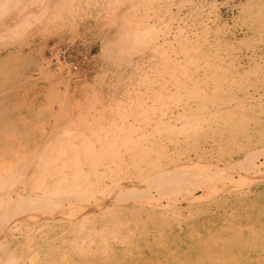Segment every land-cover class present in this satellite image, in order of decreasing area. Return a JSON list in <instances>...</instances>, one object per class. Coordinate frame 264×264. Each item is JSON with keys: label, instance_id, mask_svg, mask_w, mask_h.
Returning a JSON list of instances; mask_svg holds the SVG:
<instances>
[{"label": "rangeland", "instance_id": "obj_1", "mask_svg": "<svg viewBox=\"0 0 264 264\" xmlns=\"http://www.w3.org/2000/svg\"><path fill=\"white\" fill-rule=\"evenodd\" d=\"M109 1L110 3H106V0H83L82 1L83 4H81L79 0L77 4H73L72 6L74 5L84 6V11L83 9L77 10V8H75V10L77 11L81 10V12H80V18H79V16H77L78 13H76L75 11V14L73 16V20H75V23L74 21L72 22V20L70 21L72 24L74 23L73 25H71V23H68V21L66 22V20L62 18L60 20V24L61 23L68 24L67 26L62 25L63 30L60 29V31H55L56 34L54 30H51V32L53 33L45 32L43 33V35H38V36L36 35L35 38L29 39L30 41H33L34 43L33 45H30L28 49L29 48L31 49V52L34 55L33 62H35L29 66V69L31 70L30 73L31 74L37 73L39 75L37 76V79H38L37 82L33 83L34 80L32 79L30 80L31 83L27 81L26 83L22 84V87H19L20 89L19 88L16 89L18 91L19 101L24 104L23 105L24 107L21 106L20 109H17V110L19 111L24 110L25 106L27 105V107L29 108L27 110L31 112H36V115H37V113L39 112V109L38 108L34 109L36 106H33V107L31 106V105H35V101H33L34 96L36 97L35 99L44 102L45 106L47 103L49 104L50 102H52L53 99L56 101L59 100L57 98L59 95L58 93H54V92L52 93L51 91H49L52 93L51 94L48 92L49 94L47 95V97L49 99L46 97V95L43 96L40 93L43 87H45L44 82L47 81L48 79L49 80L46 83L49 84L50 81H53L54 84H56L55 86L58 85V88H61V90L64 89L62 88V85H60V83H63L62 82L63 80L59 82V79L54 78L53 76L45 77L47 78V80H44L43 75L40 76L39 69H41V67L43 66L42 61L44 62V60H42V57H45L46 55H48V53H50L48 50L51 46H53L54 42H57V44L61 42L60 43L61 46H64L69 43L70 45H73V43L82 44L76 47L78 50L75 49L77 58H74V60H77L76 63H72L70 61L71 65L73 64L72 66L70 65L72 71L69 68L70 66L67 69V66H65V64H63L62 66L56 65L55 68L57 69L56 70L58 73L57 76L61 78L67 77V75H69L70 73L74 75L75 71H76L77 76L82 77L81 74H82V70L84 69L85 71L84 76L86 79L85 80L86 82H84V84L87 83V85L93 84L92 79L94 80L95 78H97L98 73H100L101 75L105 77L107 75L112 74L116 70L119 64L120 65L125 64L129 58L131 60L134 57L133 59L138 60V57L140 56V52H137V50H139L141 47L140 45L142 44L141 42L143 41L142 38L144 39L145 36H148L150 32L143 30V33L141 32V34L135 33L134 29L139 26V22L137 21L136 23L131 24L132 29H130L129 24L128 26H126L127 24L126 22H129V23L135 22V20H131V19L130 21H126V17L129 15V12L127 13L125 12L126 6H135V7L137 6V10L136 9L134 10L137 13L135 14L133 13L131 15V18L134 19L135 15L141 14V17H142L141 21L142 20L143 22L147 21L149 23H152L154 26L157 25L158 27L157 26L156 27L159 30L161 28L162 29L164 28L163 30L162 29L161 30L165 33V37H166L165 39L179 38L178 39L179 43L188 41L189 43L191 42V47L198 48L199 46V49L203 48L199 52H196L197 54L195 53L196 57L195 56L193 57L194 60L199 59L200 61H202L204 63L203 65H200V67L199 65H197L198 67L194 68L196 67L194 63L191 69L188 68L189 67L188 64H187L188 67L184 65L182 66L185 68H188L186 70L184 69L185 70L184 72L186 71L187 73L191 72L189 74L190 77H192L193 75L191 79H194V80L190 84V87L195 88V91L197 90L195 94L199 93L200 95H202V97L199 96L198 99L202 98V100L204 99L205 101L204 103V101L199 99L196 102L189 103L190 99L187 96H182V100L180 101V100H176V98L173 99L175 95L171 98L172 101L164 99L163 97L160 98L159 96L160 88L156 87L158 88V90L156 91L155 86H156V82L158 78V72L160 71L159 67L161 66V63L159 61V56H154L152 51H147L145 57L141 60V64L143 61H145L144 67L142 70L145 73V76L148 75L149 77V75H151L150 77H152V79L149 80L150 88L148 86L147 88L143 86L144 96L152 97V94H155L157 101L154 100V103L152 104L150 103L154 108L159 107L158 108L159 111L165 110L166 108V111H167L168 110L167 106L173 105L172 106L173 109L174 108L178 109L177 110L178 117L182 116V113H183L184 115H186L184 116V118L191 119L192 117L194 119H197V121L195 120L194 122L197 127H195V130H191V131H189L188 129L189 132L187 133L191 132L190 135L188 134V136L189 137L193 136V137H190V139L184 144L185 146H182L179 144L178 146L176 144L173 145L172 143H177V142H173V141L168 142V140L165 139L166 137H164L165 135L163 136L161 134L162 135L161 136L162 139H161L159 134L156 133L153 135V133L148 132L152 135L147 134V138H142L143 143L147 144L149 143V141H151L150 143H152V141L161 142L162 140V142H164L163 144H165V140H166V143H167L165 144L166 147L163 144L161 146H156V147L161 151L163 150L165 156L166 155L168 156L164 158L165 157L163 156L164 154L154 156L152 153L151 154L147 153V155L146 154L141 155L142 159L140 156L139 157L140 160L138 161L139 163L141 161L143 169L146 170L148 168L146 171L150 170L149 167L151 168V166L155 170H163L164 167H169V166L171 167V164L172 165L176 164L178 167L175 166L174 170L179 175H182L183 177H185L186 174L183 173L184 171L183 169H182L183 171L180 170L182 167L186 168L188 167L189 164L194 165L196 167L205 166V168H208L214 173V175L212 174L213 176H216L217 179L216 178L214 179L216 182L213 180L214 181L213 186L214 187L216 186L218 190L217 189L215 190L213 187V189H211L212 191L206 192L207 195L202 196V198H198V199L196 198L191 203H188L185 201H182V202L177 201L176 206H177L178 212L176 215L171 214L170 213L171 211L167 212V210L165 211L163 210L164 215H161L159 213L160 210L159 209L155 210L156 207L154 205L148 204V207L147 205H145L146 207L145 206L143 207L141 201H139L140 204L138 203V201L137 202L132 201L130 205L126 206V203L124 200V202H122V205H121L120 203H118L119 199L108 200L104 195H102V197L103 196L104 197L103 198L101 197V198L106 201V205L107 206L109 205L108 207H111L107 209L112 210V207L114 205H117L116 210L117 208L121 209L122 213L120 212L117 213L115 211V214H116V217L118 216V218L121 219V221H124L122 223H123V226L124 225L125 226L119 229H115L114 231L111 232V227H109L108 225H104V224L96 225L98 229H96L95 231H90V233L89 231H85L86 232L85 234L89 235L92 233L93 234L98 233L97 234L98 238L101 237L102 239L105 236L110 237V234H111V237H114L113 238L114 240H111L110 242L105 243V244H103L104 242L100 244L96 243V246H95V241L98 238H96L94 235L93 236L89 235L87 237L89 238L90 242L88 241V238L86 237L85 239L87 240V243H85V245H82L81 249H77V250L73 249L72 251H70L68 249L70 245L69 244L70 240L68 238L70 236L66 234L67 232L64 234L56 233V232H59L63 226H58L57 224H55V227H53V230L51 232L43 236H38L39 230L44 229V227H37V226L32 227L33 225L31 224L32 225V226L30 225L31 227L29 226L27 227L26 231L25 230L23 231L25 233V236L27 235L26 237H29L28 242L27 244H24L21 246L22 248L26 247L28 249H25V250L22 248L16 249V240L11 239L10 243L8 244H9V247L11 245L13 246H11V249L9 250L10 253L8 254V256H10L14 260L16 259L15 262L17 264H28L29 261L31 260H34V264H39V258L42 259L43 255L45 254L43 251L45 250L49 252L51 255L57 252V250L59 251L62 250L63 252H65L67 255L64 253V256H62L63 258L62 264H65V263L66 264H101V263L105 264L107 261H108V264H121L122 262L123 264H172V263L173 264H177V263L187 264L188 262L192 264L194 263L195 264H264V166H263L264 165V153H263L264 152V96H263L264 95V7H263L264 0H253V1L252 0H189V1L188 0H184V1L183 0H161L160 3L155 2V0H131V1L130 0H113V1L109 0ZM94 3H96V5ZM0 5H2V3H0ZM5 5L3 4V6ZM104 7H106L107 9H104ZM154 10H158V11H154ZM177 11H179L180 14L177 13ZM202 11L205 12V15H204V12L202 13ZM122 13H124L123 16L120 15ZM171 14H173V16ZM166 15H168L169 17ZM200 17L202 18L198 19ZM78 18L80 19V21ZM164 18H166L167 20ZM77 21H78V24H77ZM195 21L197 22L195 23ZM165 22H166V25H165ZM178 23L179 25L181 23L182 26L181 25L176 26ZM194 24L196 25L194 26ZM124 25L126 29L124 28ZM68 26L69 28H67ZM121 27L122 29H120ZM169 28H172L170 30L171 34H169L168 32ZM177 28H178V32H177ZM126 31L128 33L127 37H126ZM59 33H61L62 35ZM119 33L121 34V36ZM166 35L167 36L169 35L168 36L169 38ZM192 35H196V36H192ZM114 37L116 38L114 39ZM117 37L119 38L121 37V38L118 39ZM148 39L145 38L144 40H148ZM114 40L117 43H115ZM69 41H73V43ZM169 43L175 45V41H171ZM42 44H43V47H42ZM3 45L6 46V49L10 47L13 49L17 46V43H14L13 46H9V47L6 44H3ZM215 45L218 48V50L215 47ZM31 47H34V48H31ZM81 47L83 51L80 50ZM114 47L116 48V50ZM159 47L161 48V44ZM141 49H143V47ZM161 49H163V51L160 50V52H163V53L167 52L164 48H161ZM215 50L218 52L213 53L215 52ZM64 51H65V48H64ZM3 53H5V51ZM227 55H228V58H227ZM85 56H87L86 59H84ZM118 57H120V59L123 60L125 63L122 61L118 65H115L118 62ZM232 57H236V58L234 59ZM204 58L206 59L204 60ZM207 60L208 61L210 60L211 63L208 64ZM240 61L241 63H239ZM38 63L41 64V66ZM36 65L38 66V68ZM114 65L116 68L114 67ZM207 65L208 66L210 65L209 68H207ZM236 66H237V69H236ZM77 67L79 68L77 69ZM101 67H102V70L100 69ZM192 68L194 71H191ZM203 69L207 71L210 70V72L212 70L213 73L209 72V74L206 77V72ZM171 70L175 72L174 78H179L177 77V74L180 75V77L182 76V74H179L178 69L172 68ZM66 71H68L69 74L68 73L66 74ZM215 71H218V72L216 73ZM205 78H207V80ZM211 78L212 80H209ZM215 78L217 79L219 78L218 79L219 81L217 82V79ZM223 78L225 79L222 80ZM214 79L216 82L214 81ZM242 80H246V81H242ZM177 82L178 81H176V84ZM213 82L216 83V86H213L215 85ZM237 82H239V84ZM174 83L175 81L173 80L172 84L176 85ZM205 84H208L210 87V90H208L207 92L214 91L213 94L212 93L211 94L212 95L215 94V96L217 95L216 97L218 101L213 102L212 100L211 101L209 100L211 103L207 101V99L205 98L206 95H204L203 92L200 90V88ZM192 85L193 86L195 85V87H193ZM213 89H216V90H213ZM215 91H217V93ZM219 91L221 92L219 93ZM182 92H183V88L181 89V94ZM181 94L179 95L177 94V95L180 96ZM52 95L53 97H51ZM45 98H47L48 100ZM148 99H151V98H147V100ZM90 100H93V99H90ZM206 101L209 103V105ZM71 102L73 103L74 100ZM89 102H92V101H89ZM206 103L207 105L205 106ZM183 104H186L189 106L191 105L190 106L191 112L190 110L185 111L187 106L182 107ZM201 104H203L202 108H204L205 110L201 108L200 106ZM89 105L91 104L89 103ZM70 106H67L65 108L63 107L64 111L66 112L70 110ZM80 108L81 106H79V110ZM182 109L183 111H181ZM194 109L196 110L194 111ZM198 109L199 110L202 109L200 111L201 114L199 113ZM91 110L92 109L90 106L87 113L92 112ZM117 110H120V108H118ZM214 110L215 111L217 110V111L214 112ZM61 111L63 112L61 113L64 114L63 109ZM8 114L6 115V117L11 116V114L9 115ZM25 117L26 115H22V117L17 116V119H22L21 120L22 123L31 124L30 118H35L34 115H30V117L28 116L26 118ZM61 117L63 118V116ZM36 118L38 120L41 119L40 115H37ZM43 118L47 119L46 117H43ZM50 118H51L50 122L45 119L43 121L39 120L40 122L39 121L34 122L33 126L36 127L35 129L37 130L38 133L43 132L42 128L44 126H45L44 128H46V126H50L49 125L50 123L53 124V118L51 116ZM110 120L109 122H111ZM103 121H106V119H103ZM88 122H91V119L90 121H87V124H84V125L85 126L87 125L89 128H91V126H89L90 123L88 124ZM177 123L182 124V121H178ZM120 124L122 123L120 122ZM135 124L136 123H132L131 125L134 126ZM138 124L139 123L136 124L137 128L136 127L134 128L132 126L131 127L133 129H139L140 124L139 125ZM128 128L131 130L130 126ZM231 128H232V131H231ZM35 129H33V131L36 133ZM127 136H129L128 133L121 134V135L119 134L118 140L119 138L123 137L121 140L125 142V138ZM169 137L171 139L173 137L172 134H169ZM103 140L104 141L108 140V137L106 140L105 138H103ZM136 142L138 143L134 145L130 144L131 148L129 149H127V147H125L126 144L122 142L123 144L119 143L116 148H111L109 151L107 150L108 161L112 162L113 159H115L116 161V159L117 158L119 159L120 156H123L122 158H124L125 155H127L128 151H131V152L139 151V149L137 148L141 147L140 144L142 142L140 141H136ZM111 150L113 151L116 150L117 153L116 152L113 153V151ZM124 150L126 151L124 152L125 154L121 155V153H123ZM184 151H187V152H184ZM118 152H121V153H118ZM172 153H175L174 155L176 157ZM116 155H119V156L117 157ZM145 155H146V158L144 157ZM152 155L159 161L160 165L158 162H156L157 160L155 159L151 160V158H154ZM111 157L113 158L111 159ZM146 159L147 160L149 159V160L147 161ZM145 160H146V163H144V166H143V161ZM253 160L256 164L260 166L259 168L261 170V172L258 171L257 173H255L256 175L254 174L255 171H252L253 169H249L248 171H246L247 168L250 167V164L253 162ZM153 161L155 162L153 163ZM191 162H194V163L191 164ZM153 164H156L158 168L156 169ZM241 165L243 167H241ZM246 166L247 168H245ZM122 167L123 169L125 167V169L122 170L124 173V171L127 170V167L126 166H122ZM179 167L181 168L179 169ZM170 169L173 170L172 167ZM167 170H169V168ZM229 170H233V171H229ZM123 173L122 175H124ZM126 174H127L126 175L127 177L124 180V182H126V180L133 181L136 179L132 177L131 175H129L127 171H126ZM193 174H196V173H193ZM236 174L238 176L242 175L244 178L239 176L240 177L239 178L240 180H239ZM140 175L141 173H139V176ZM252 175H254V177H251ZM222 176H225V179ZM195 177L199 178L200 175L195 176ZM185 178L187 179L188 176H186ZM221 178H223V181L221 180ZM230 178H232V180ZM218 179L220 182L217 181ZM226 179L227 180L229 179V181H227ZM112 180L115 181V176L113 177ZM119 180H122V179H119ZM188 180H190V178H188ZM200 180L201 179H199L198 181L197 179L191 180V183H198ZM220 183L222 185L223 184L225 185L226 183L227 186L225 185V187H223L224 185L222 186ZM211 184H213V182ZM133 190L134 189H132V191ZM193 193L198 196L199 193L201 192H199L198 190H193ZM111 201L113 202V204ZM139 209H142V210H139ZM146 210L151 211L153 216L146 215V213L149 212ZM124 211H127V212H124ZM135 222L137 223V225ZM30 229H33V230L31 231ZM30 231L33 234L30 233ZM108 231H110L109 232L110 234L108 233ZM51 236L54 238H52ZM47 238L49 239L47 240ZM59 240H62V241H59ZM31 241H33V244L36 243L37 245L35 244V246L32 247ZM45 242L47 244H45ZM40 243H43V244H40ZM65 245H66V248H65L66 250L64 249ZM5 246L7 247V245ZM54 250L56 251L54 252ZM213 251L216 253H214ZM19 253L22 256H20ZM105 253L107 256H105ZM199 253L200 254L203 253V255L207 253L209 258L200 259ZM15 255H17L16 258H15ZM105 257L106 258L108 257V259H105ZM23 258L24 260H22ZM25 258L28 262H26ZM2 259H5V256L4 257L1 256L0 260ZM104 260L105 262L103 263ZM109 261H111L112 263ZM40 263H43V262H40Z\"/></svg>", "mask_w": 264, "mask_h": 264}, {"label": "bare ground", "instance_id": "obj_2", "mask_svg": "<svg viewBox=\"0 0 264 264\" xmlns=\"http://www.w3.org/2000/svg\"><path fill=\"white\" fill-rule=\"evenodd\" d=\"M82 1L83 0H80L81 4H83ZM78 2H79V0H0V3H2V5H0V52H1L0 53V259H1V256H3V257L5 256V259L0 260V264H14V263L17 264L15 262L16 259L14 260L10 256H8V254L10 253L9 250L11 249V246H13V245H11L9 247L8 243H10L11 239H15L16 240V249L22 248L21 247L22 245L27 244L29 237H26L27 235L25 236V233L23 231L24 230L26 231L27 227H29L31 224L33 225V226L31 225L32 227H34V226L44 227V229L39 230L38 236H43V235L51 232L53 230V227H55V224H57L58 226H63L62 229L56 233H63L64 234L67 232L66 234H68L70 236L68 238L70 240L69 241L70 245H69V247L67 245V247L70 251H72L73 249H76V250L81 249V246L85 245V243H87V240L85 238L89 235H92V236L94 235L96 238H98V236H97L98 233L97 234L92 233L89 235L85 234L86 233L85 231H89V233H90V231H95L96 229H98L96 227V225H103V224L108 225L109 227H111V232L114 231L115 229H119V228L124 227L125 225L123 226V223H122L124 221H121V219L118 218V216L116 217V214H115V211L117 213H119V212L122 213L121 209L117 208V210H116L117 205L113 206L112 201H111L112 202L111 205L113 206L112 210L107 209V208H111V207H108L109 205L107 206L106 201L102 199L104 196L108 200L119 199L118 203H120L121 205H122V202H124V200H125L126 206L130 205V203H132V201L133 202L138 201L139 204H140L139 201H141L143 207L145 205H147V207H148V204L154 205L156 207L155 210L159 209L160 210L159 213L161 215H164L163 212L165 210H167V212L171 211L170 212L171 214L176 215L178 212L177 206H176L177 201H179V202L185 201V202L191 203L196 198L197 199L202 198V196L207 195L206 192L212 191L211 189H213V187H214L213 186L214 181H215L214 179L216 178V176H213L214 173L211 170H209L208 168H205V166L196 167L194 165L189 164L188 167L185 166L186 168L179 167V169L180 168H181L180 170L183 169L184 170V171L182 170L183 173H185L186 176H188V178H190V180H188V178L187 179L185 178L186 176L183 177L182 175H179L174 170L175 166H177L176 164H173V165L171 164V167L173 168V170L170 169L171 168L170 166L164 167L163 170H155L151 166L152 169L149 167L150 170L146 171L148 168L146 170L143 169L141 161H140V163L138 161V160H140L139 157L143 154L147 155V153H149V154L152 153L154 156L164 154L163 150L161 151L156 147V146H161L164 143V142H162V140H161L162 143L160 141H152V143H150L151 141H149V140H148L149 143H147V144L143 143L142 138H147V134L148 135L150 134L148 132L153 133V135L157 133L160 135V138L162 135L163 136L165 135L164 137H166L165 139H167L168 142H172V141L177 142V143H172L173 145L176 144L178 146V144H179V145L185 146L184 144L190 139V137H193V136L189 137L188 134L190 135L191 132L190 133H187V132H189L191 130H195V127H197L194 123L195 120L197 121V119H194L191 116H190L191 119L184 118V116H186V115H184L183 113H182V116L178 117V115H177L178 109H176V108L173 109L172 108L173 105L167 106L168 107V110H167L168 113H167L165 107H163V108H165V110L160 109L161 111H159V109H158L159 107L155 104L158 108H156V107L154 108L151 104L154 103V100H156L155 94H152V97H150V96L145 97L144 96L143 86H145V88H147V86L150 88V84H149L150 81L149 80L152 79V77H150L151 75H149V77H148V75L145 76V73L142 70L144 67L145 61H143L141 64V60L145 57L147 51H152L154 56H159V61L161 63V66L159 67L160 71L158 72V78H157L155 90L157 91L158 88H160V92H159L160 98L163 97L164 99H167L169 101H172L171 98L174 95H175V97H173V99L176 98V100H180V101L182 100V96H187L190 99L189 103L198 101L200 99V98L198 99L199 96L202 97V95H200L199 93L195 94L197 92V90L195 91V88L190 87V84L194 80V79H191L193 77V75H192V77L189 76V74L191 72L187 73V71L186 72H184V71L188 68L191 69V67L194 65V63L196 66L194 68H197L198 67L197 65H199V67H200V65H203L204 63L202 61H200L199 59H195V60L193 59L194 56L196 57V54H197L196 52H199L203 48L199 49V46H198V48L197 47L196 48L191 47V42L189 43L188 41H184L182 43L181 42L179 43V40H178L179 38L165 39L166 38L165 33L162 31L164 28L163 29L161 28L162 30L161 29L159 30L157 28L158 27L157 25H156L157 26L156 27L152 23H149L147 21L143 22V20L141 21V19H142L141 14H137L138 16L135 15L134 19L131 18V15L133 13L134 14L137 13L136 11H134L135 9L137 10V6L136 7L135 6H126L125 12L126 13L129 12V15L128 16L126 15L127 16L126 21H130V19L135 20V22H131V23L126 22L127 23L126 26H128V24H129L130 29H132L131 24L136 23V21H137V22H139V26L134 29L135 33L141 34V32L143 33V30L150 32L149 33L150 35L148 34V36H145L146 39L149 38L148 40H144L145 38L144 39L142 38L143 41L141 42L142 43L140 45L141 47L139 50H137V52H140V56L138 57V60L133 59L134 58L133 57L131 60L129 58L128 61L125 63L123 60L120 59V57H118V62L115 65H118L122 61L125 64H123V65L119 64L117 68L114 65L116 70L112 74L107 75L105 77L103 75H101L100 73H98L99 77L97 76V78H95L94 80L92 79L93 84L87 85V83L84 84V82H86L85 81L86 79L84 76L85 75L84 69L82 70V74H81L82 77L77 76L75 70H74L75 71L74 75L71 73L69 74L68 73L69 70H68V71H66V74L68 73L69 75H67V77H65V78H61V77L57 76L58 73L56 71L57 69L55 68L56 65L62 66L63 64H65V66H67V69H68V67L71 65L70 61L72 63H76L77 60H74V58H77V55L75 53L76 52L75 49H77L76 47H78V45L80 46L82 44L81 43L74 44L73 41H69V42H72L73 45H70V43L68 42L69 44L61 46V44H60L61 42H59L58 44H57V42H54L53 46H51L49 48V50L46 49L50 53H48V55H46L45 57H42V60H44V62L42 61L43 66L41 67V69H39L40 70V76L43 75L44 80H47V78H45V77H51V76L59 79V82L63 80L62 81L63 83H60V85H62V88H64V89H62L63 90L62 91L61 88H58V85L55 86L56 84H54L53 81H50L49 84L46 83L49 80L48 79L47 81L44 82L45 87H43V89L41 88L42 90L40 93L43 96L46 95V97L51 92L52 93L53 92L58 93L59 94L57 97L59 99V100H57L58 102L53 99L52 102H50L49 104L47 103L45 106L44 102L35 99L36 97L33 95L34 96L33 101H35V105H31L32 107L36 106L34 109H36V108L39 109V112L37 113V115H40V118H41V119H39L40 121H43L45 119L43 117H46L47 119H45V120H48L50 122V119H51L50 116H51L53 118V124L50 123L49 124L50 126H46V128H44L45 127L44 126L42 128L43 132L38 133L37 130L35 129L36 127L33 126L34 122L39 121L36 118L37 117L36 112L28 111L27 109H29V108L27 107V105L25 106L24 110H20V111L17 110V109H20L21 106L24 107L23 106L24 104L19 101L18 91L16 89L19 87H22V84L26 83L27 81H29L31 83L30 80H32V79L34 80L33 83L37 82V80H38L37 76L39 75L37 73H35V74L30 73L31 70L29 69V66L35 62H33L34 61L33 60L34 55L32 54L31 49L30 48L28 49V47H30V45H33L34 43H33V41H30L29 39L35 38L36 35L37 36L43 35V33H45V32L53 33V32H51V30H54V32L60 31V29L63 30L62 29L63 26L64 25L67 26L68 24H63V23L60 24V20L62 18H64L66 20V22L68 21V23H71L70 22L71 20H72V22L74 21V23H75V20H73V16L75 14V11H76V13H78L77 16H79V18H80L81 10L80 11H77V10L83 9V11H84V6H81L80 4H79L80 6H75V5L72 6L73 4H77ZM155 2L160 3L161 0H155ZM106 3H110V1L106 0ZM260 3H262V2H260ZM3 4L4 5L7 4V5L3 6ZM94 4L96 5V3H94ZM106 5H108V4H106ZM6 6H7V8H6ZM156 6H158V5H156ZM107 7H109V6H107ZM75 8H77V10H75ZM104 9H107V8L104 7ZM126 10H128V11H126ZM158 10H154V11H158ZM168 10H170V9H168ZM203 12L204 11H202V13ZM177 13H179V11H177ZM200 14H201V12H200ZM120 15L123 16L124 13H122ZM171 15L173 16V14H171ZM204 15H205V12H204ZM257 15H259V14H257ZM166 16H168V15H166ZM159 17H161V16H159ZM170 18H172V17H170ZM170 18H168V19H170ZM201 18L202 17H200L198 19H201ZM164 19H166V18H164ZM79 21H80V19H79ZM196 22L197 21H195V23ZM190 23H192V22H190ZM73 24L71 23V25H73ZM77 24H78V21H77ZM137 25H138V23H137ZM165 25H166V22H165ZM178 25H179V23L176 26H178ZM180 25H181V23H180ZM195 25L196 24H194V26ZM250 25H251V23H250ZM176 26H175V28H176ZM74 27H76V26H74ZM67 28H69V26ZM124 28H125V25H124ZM65 29H66V27H65ZM120 29H122V27ZM171 29L172 28H169V31H168L169 34H171L170 33ZM173 30H175V29H173ZM192 30H193V28H192ZM118 32H119V30H118ZM177 32H178V28H177ZM55 34H56V32H55ZM59 34H61V33H59ZM127 34L128 33L126 31V37H127ZM173 34H175V33H173ZM182 34H184V33H182ZM179 35H180V33H179ZM120 36H121V34H120ZM170 36H172V35H170ZM192 36H196V35H192ZM175 37H177V36H175ZM115 38L116 37H114V39ZM117 38L120 39L121 37L120 38L117 37ZM181 40H183V39H181ZM171 41H175V45L169 43ZM114 42H115V40H114ZM14 43H17V46L13 49L11 47H10L11 49L10 48L6 49V46L3 45V44H6L9 47V46H13ZM115 43H117V42H115ZM160 44H161V48H164L167 52H165V53L160 52V50L163 51V49H161L159 47ZM39 45H41V44H39ZM115 46H117V45H115ZM34 47H31V48H34ZM42 47H43V44H42ZM124 47H122V48H124ZM142 47H143V49H141ZM215 47H216V45H215ZM64 48H65V51H64ZM197 49H199V50H197ZM80 50L83 51L82 47ZM115 50H116V48H115ZM211 50H213V49H211ZM217 50H218V48H217ZM4 51H5V53H3ZM216 52H218V51L215 50V52H213V53H216ZM166 53H168V54H166ZM231 54H232V52H231ZM121 55H122V53H121ZM126 55H127V53H126ZM86 57L87 56H85L84 59H86ZM127 57H128V55H127ZM51 58H53V59H51ZM227 58H228V55H227ZM232 58L235 59L236 57H232ZM249 58H250V56H249ZM205 59L206 58H204V60ZM109 60H110V58H109ZM114 60H116V59H114ZM251 60H252V58H251ZM187 61H188V63H187ZM132 62H134V63H132ZM209 63H211L210 60L208 61V64ZM239 63H241V61ZM113 64H114V62H113ZM187 64L189 65V67ZM39 65L41 66V64H39ZM182 65L187 66L188 68H185ZM71 66L69 68L72 71ZM209 66L207 65V68H209ZM37 68H38V66H37ZM78 68L79 67H77V69ZM172 68L178 69L179 74H182V76L180 77V75L177 74V77H179V78H174L175 72H173L171 70ZM100 69L102 70V67ZM236 69H237V66H236ZM203 70L206 72V77H207L210 70L209 71H207L205 69H203ZM191 71H194L193 68ZM211 72H212V70H211ZM215 72L217 73L218 71H215ZM202 73H204V72H202ZM219 75H221V74H219ZM243 75H245V74H243ZM75 76H77V77H75ZM35 77H36V79H35ZM219 77H221V76H219ZM198 78H200V77H198ZM180 79H182V80H180ZM205 79L207 80V78H205ZM215 79H217V78H215ZM215 79H214V81H215ZM218 79H217V82L219 81ZM224 79L225 78H223L222 80H224ZM173 80L175 81L174 84H176V81H178L176 85L172 84ZM200 80H202V79H200ZM209 80H212V78ZM242 81H246V80H242ZM215 82H213L215 84L213 86H216ZM237 83L239 84V82H237ZM233 84H234V82H233ZM200 86H201V84H200ZM156 87H158V88H156ZM193 87H195V85ZM182 88H183V92L181 94ZM199 88H197V89H199ZM211 88H212V86H211ZM259 88H260V86H259ZM200 90L203 92L204 95H206V97L204 95L203 96L207 99L208 102H210L211 100L213 102L218 101L217 97H216L217 95L216 96H215V94L212 95L214 91L207 92L208 90H210V87L208 84L203 85L200 88ZM213 90H216V89H213ZM260 90H261V88H260ZM49 91H51V92H49ZM217 91H215V92L217 93ZM220 92L221 91H219V93ZM177 94L178 95L181 94V95L178 96ZM251 94H252V92H251ZM253 94H254V92H253ZM177 96L180 98H178ZM51 97H53V95ZM47 98H45V99H47ZM147 98H151V99L147 100ZM90 99H93V100H90ZM73 100H74V102L72 103L71 101H73ZM200 100H202V98ZM89 101H92V102H89ZM202 101H204V99ZM89 103L91 105H89ZM204 103H205V101H204ZM207 103L205 104V106L207 105ZM202 105L203 104L200 105L201 108H202ZM208 105H209V103H208ZM67 106H70V110L67 109L68 111L65 112L64 108ZM79 106H81L80 110H79ZM90 106H91L92 112L87 113ZM190 106L186 105V104L182 105V107H186L185 111H187V110L189 111L191 109ZM220 107H221V105H220ZM61 108L63 109L64 114H62L63 112L61 111L62 110ZM118 108H120V110H117ZM202 109H204V108H202ZM195 110L196 109H194V111ZM201 110H199L200 114H201V112H200ZM181 111H183V109ZM216 111L214 110V112H216ZM235 111H237V110H235ZM243 111H244V109H243ZM190 112H191V110H190ZM8 113L11 114V116L6 117V115ZM235 114H236V112H235ZM22 115H26V117H28V116L30 117V115H34L35 118H30L31 124H25V123H22V121H21L22 119H17V116L22 117ZM191 115H193V114H191ZM61 116H63V118ZM243 116H245V115H243ZM246 118H248V117H246ZM90 119H91L92 124H91V122H88V124L90 123L89 126H91V128H89L87 125L86 126L84 125V124H87V121H90ZM103 119H106V121H103ZM184 119H185V121H184ZM30 120H29V122H30ZM109 120L111 122H109ZM235 120H236V118H235ZM178 121H182V124L177 123ZM120 122L122 124H120ZM132 123H136V124L139 123L140 124V125L138 124L140 126L139 129H133L132 127L135 128L137 125L135 124L134 126H132L131 125ZM39 125H40V123H39ZM129 126H130L131 130L128 128ZM33 129H35L36 133L33 131ZM188 129H189V131H188ZM238 129H240V128H238ZM87 130H88V132H87ZM231 131H232V128H231ZM127 133L129 134V136H127L125 138V142L121 140L125 135L122 138H119V140H118L119 134L121 135V134H127ZM134 133H136V134H134ZM131 134H133V135H131ZM169 134H172V136H173L171 139H170L171 136L169 137ZM150 135H152V134H150ZM107 137H108V140H106ZM103 138H105L106 141H104ZM148 139H150V138H148ZM136 141L142 142L141 144L139 143L141 145V147L137 148V149H139V151L131 152V151L127 150L128 153H127V155H125L124 158H122L123 156H120V158L119 159L117 158L116 161H115V159H113L112 162L108 161L107 150L109 151L111 148H116L118 146V144L122 143V142L125 143L126 144L125 147H127V149H129V148H131L130 144L134 145V144L138 143ZM165 144H167L166 140H165ZM165 144H163V145L165 146ZM187 145H188V143H187ZM121 146H123V145H121ZM163 147H161V148H163ZM179 149H181V148H179ZM111 151H113V150H111ZM115 152H116V150L113 151V153H115ZM124 152H126V151L124 150L123 153H121V152H118V153H121V155L122 154L124 155L125 154ZM184 152H187V151H184ZM172 154L174 155L175 153H172ZM110 155H112V154H110ZM146 155L144 156L145 158H146ZM116 156L118 157L119 155H116ZM163 156H165V154ZM166 156H168V155H166ZM166 156L164 158H166ZM112 158L113 157H111V159ZM145 158H143V159H145ZM177 158H178V156H177ZM141 159H142V156H141ZM153 159L157 160L155 157L151 158V160H153ZM146 160L143 161V166H144V163H146ZM154 162L155 161H153V163ZM156 162L159 163L158 160ZM158 163H157V165H158ZM192 163H194V162H191V164ZM149 165H150V163H149ZM153 165L156 169L158 168L156 164H153ZM159 165H160V163H159ZM122 166H126L127 167V170H126L127 173L136 179L133 181L132 180H129V181L126 180V182H124V180L127 177L126 176L127 174H126V171H124V173H123L122 170H124L125 167L123 169ZM145 167H146V165H145ZM241 167H243V166L241 165ZM259 167L260 166L258 164H256L253 160V162L250 164V167L247 168V166H246L245 168H247L246 171H248L249 169H253L252 171H255L254 172V174H255L258 171L261 172ZM166 168L167 169L169 168V170H167ZM226 170H228V169H226ZM226 170H225V172H226ZM229 171H233V170H229ZM122 173L124 175H122ZM139 173H141L140 176H139ZM189 173L194 175V176L190 175ZM193 173H196L197 175L193 174ZM228 173H230V172H228ZM228 173H226V174H228ZM198 175H200L199 178L195 177ZM232 175H230V176H232ZM114 176H115V181L112 180ZM239 176L243 177L242 175H239ZM239 176L237 177L238 179L240 178ZM222 177H224V179H225V176H222ZM251 177H254V175H252ZM194 178H196L197 181L199 179H201V180L198 183H191V180H196ZM119 179H122V180H119ZM219 179L217 181H219ZM230 179L232 180V178H230ZM221 180L223 181V178H221ZM197 181H195V182H197ZM227 181H229V179ZM233 181H235V180H233ZM238 181H236V182H238ZM212 182H213V184H211ZM233 183H231V184H233ZM204 184H205V186H204ZM225 185H226V183H225ZM225 185L223 187H225ZM228 185H229V183H228ZM230 188H231V186H230ZM132 189H134V190L132 191ZM214 189L215 190L217 189L216 186L214 187ZM193 190H198L201 193H199V195L197 196L196 194L193 193ZM207 190H209V191H207ZM102 195H104V196L102 197ZM165 200H166V202H165ZM124 207H125V205H124ZM139 210H142V209H139ZM146 211H149V210H146ZM124 212H127V211H124ZM136 212H137V210H136ZM206 212H207V210H206ZM146 215H152L153 216L151 211L147 212ZM142 218H144V217H142ZM139 220H141V219H139ZM136 225H137V223H136ZM33 229H30V230L32 231ZM31 231H30V233H32ZM109 232L110 231H108V233ZM105 235H107V234H105ZM52 238H54V237H52ZM96 238H95V240H96ZM113 238L114 237H111V234H110V237L105 236L103 239L101 237H99L95 241V246H96V243L97 244H100L103 242H104L103 244L108 243L111 240H114ZM48 239L49 238H47V240ZM59 241H62V240H59ZM88 241H89V238H88ZM31 242H32V247H34L36 243L33 244V241H31ZM43 243H40V244H43ZM4 244L7 245V247ZM45 244H47V243L45 242ZM66 244H67V242H66ZM65 248H66V245H65L64 249ZM112 248H114V247H112ZM22 249L25 250L28 248L24 247ZM35 249H36V247H35ZM117 250H119V249H117ZM45 251H43V252L45 254L46 253L47 254L45 255L44 253H42L44 255H43L42 259L39 258V264H62V259H63L62 256H64L65 252H63L62 250L61 251L57 250V252H55L56 250H54L55 253H53V255H51L49 252H47V251L45 252ZM22 252H23V250H22ZM201 252H203V251H201ZM214 253H216V252H214ZM29 254H27V255H29ZM19 255L22 256L20 253H19ZM19 255H18V257H19ZM16 256L17 255H15V258H16ZM105 256H107L106 253H105ZM199 258L200 259H202V258L208 259L209 256L207 253L204 255H203V253H201ZM105 259H108V257L107 258L105 257ZM22 260H24V258ZM25 260H26V258H25ZM117 261H119V260H117ZM26 262H28V261L26 260ZM40 262H43V263H40ZM104 262H105V260L103 261V263ZM109 262H111V261H109ZM28 264H34V260L29 261ZM105 264H108V261ZM121 264H123V262ZM187 264H192V263L188 262Z\"/></svg>", "mask_w": 264, "mask_h": 264}]
</instances>
